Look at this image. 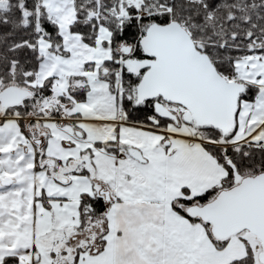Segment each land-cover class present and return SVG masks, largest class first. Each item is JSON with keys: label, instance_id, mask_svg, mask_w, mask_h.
Here are the masks:
<instances>
[{"label": "snow or ice", "instance_id": "6c2138e0", "mask_svg": "<svg viewBox=\"0 0 264 264\" xmlns=\"http://www.w3.org/2000/svg\"><path fill=\"white\" fill-rule=\"evenodd\" d=\"M0 264H264V0H0Z\"/></svg>", "mask_w": 264, "mask_h": 264}]
</instances>
